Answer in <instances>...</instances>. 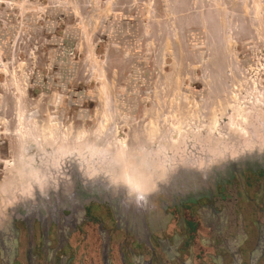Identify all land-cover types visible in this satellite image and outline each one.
Returning a JSON list of instances; mask_svg holds the SVG:
<instances>
[{"label":"rangeland","instance_id":"1","mask_svg":"<svg viewBox=\"0 0 264 264\" xmlns=\"http://www.w3.org/2000/svg\"><path fill=\"white\" fill-rule=\"evenodd\" d=\"M0 264H264V0H0Z\"/></svg>","mask_w":264,"mask_h":264},{"label":"flooded vegetation","instance_id":"2","mask_svg":"<svg viewBox=\"0 0 264 264\" xmlns=\"http://www.w3.org/2000/svg\"><path fill=\"white\" fill-rule=\"evenodd\" d=\"M88 210H89V212L91 211V209H90V208H89Z\"/></svg>","mask_w":264,"mask_h":264}]
</instances>
